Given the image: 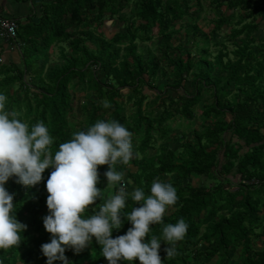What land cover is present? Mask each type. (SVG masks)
Instances as JSON below:
<instances>
[{"label": "trees", "instance_id": "trees-1", "mask_svg": "<svg viewBox=\"0 0 264 264\" xmlns=\"http://www.w3.org/2000/svg\"><path fill=\"white\" fill-rule=\"evenodd\" d=\"M15 3H30L39 7V17L32 21L27 17L19 23L14 17L0 13V21L15 22V38L0 40L2 46H15L18 51L19 68L16 63L0 65V73H9L0 80V92L7 94L8 87L19 83L22 97L14 95L7 101L9 111H15L29 126L43 121L54 138L52 153L59 144L72 138V134L84 130L98 119H115L133 133V156L127 163L117 162L115 170L125 173V178L135 187H143L146 193L154 179L171 176L179 199L177 206L166 212L163 223L151 226L148 237H161L165 224L175 223L183 217L189 227L183 240L176 242V253L167 257L164 250L160 256L164 264H189L190 258L218 256V264H264V247L253 248L254 238H264L261 217L264 215V55L258 58L249 49V42L256 38L251 33L258 28L257 19L264 21V0H211L216 8L223 4L229 10H237V21L242 24L234 28L230 39L244 33L241 45L235 44L234 59L219 52L215 60H208L207 42L204 41L195 54L185 51L178 37L173 35L175 23L183 21L191 12L188 0H10ZM132 3L125 22L124 32L115 33L110 40L99 39L97 50H89L82 36H90L89 29L103 24L105 17H120V13ZM200 9L201 1L196 0ZM235 14L220 15L214 30L233 21ZM250 20L245 23L246 20ZM157 29L163 44L162 54L173 69L174 87L178 88L191 76V93L166 96L168 104L161 103L155 113L156 100L165 94L149 86L152 103L141 92L142 85L154 80L160 69V59L137 52L136 41L151 40L152 31ZM82 29V30H81ZM193 39L200 36L197 27L192 28ZM68 41L69 54L65 63L54 66L46 73L47 83L28 92L24 82L29 75L40 79L43 66L38 64L39 55L47 52L54 43ZM125 43L121 49L120 44ZM176 45L174 46V44ZM146 77V81L145 78ZM76 80V83H70ZM84 84L94 94L90 106L84 105L83 118L71 121L74 110L70 89ZM203 95L209 96L198 116L201 124L192 131L191 138L184 139L176 151L159 147L156 154L149 156L148 149L155 148L157 140H165L171 133L169 122L176 117L193 119L195 105ZM126 101L133 100L135 111L126 117L123 113ZM232 96V97H231ZM230 97L232 99H230ZM107 101L109 107H104ZM157 108V107H156ZM147 109V110H146ZM141 154V158H138ZM128 166L135 170L131 172ZM108 165H99L98 187L108 183L104 176ZM51 168L45 169L44 179L35 186H24L21 194L12 177L6 188L15 193L16 215L27 225L21 233V244L0 249L3 264H45L41 245L49 242L51 234L43 225L48 214L46 200L49 193L46 180ZM193 177L207 180V184L189 185L182 183ZM114 186V194L120 184ZM101 203L97 200L96 203ZM128 198L124 212H130L137 203ZM136 204V205H135ZM172 206V205H171ZM86 212L85 215H90ZM123 219V217H122ZM131 223L124 221L113 237L126 233ZM206 244L203 250L196 249ZM65 255L71 264H104L100 245L95 238L79 253L71 249ZM236 257L233 259V257ZM167 257V258H166ZM61 264L60 261H56Z\"/></svg>", "mask_w": 264, "mask_h": 264}, {"label": "clouds", "instance_id": "clouds-1", "mask_svg": "<svg viewBox=\"0 0 264 264\" xmlns=\"http://www.w3.org/2000/svg\"><path fill=\"white\" fill-rule=\"evenodd\" d=\"M6 104L7 96L0 92V249L18 247L21 233L27 228L17 218L15 193L6 188V183L15 177L16 183L35 186L44 179L45 169L51 168L46 180L49 212L43 217L51 239L41 245L46 264H71L66 250L79 253L93 238L108 264H133L136 259L140 264H164L160 256L162 241L168 245L164 249L167 257L175 255V243L183 240L189 227L183 217L165 224L161 237H148L151 226L163 223L166 210L179 199L171 181L154 179L147 193L139 186L129 192L121 183L104 203H96L102 197V189L97 186L98 166H109L104 173L107 186L115 185L122 182L123 173L114 165L127 163L133 156V133L124 124L115 119H98L60 143L53 155L54 138L48 126L38 121L30 127ZM109 106L105 101L104 107ZM129 197L140 206L124 212ZM89 211L91 214L85 215ZM125 220L131 227L113 237V231L119 230Z\"/></svg>", "mask_w": 264, "mask_h": 264}, {"label": "rangeland", "instance_id": "rangeland-1", "mask_svg": "<svg viewBox=\"0 0 264 264\" xmlns=\"http://www.w3.org/2000/svg\"><path fill=\"white\" fill-rule=\"evenodd\" d=\"M201 7L196 5V0H188L189 5L191 6V12L196 9V12L190 14L188 17H185L183 21L177 22L173 26V35L178 37L182 46L185 51L190 52L191 54H195L197 49L201 46V44L206 41L207 42V54L205 57L212 61L215 60L216 55L222 51V53H227L228 58L234 59L233 51L235 50V44L241 45L242 40H245L244 33L240 36L230 39L231 31L236 28L239 29L242 24H239L237 21V10H229L227 9L226 5L223 4L221 8H216L211 0H200ZM132 9V3H130L129 7L123 10L120 13V17H105L103 24L98 26L97 28L89 29L90 36H82L84 45L91 51L97 50V41L99 39L110 40L112 36L117 32H124L125 30V22L121 21V18H125L129 15L130 10ZM33 12H31V5L30 3H15L14 1L10 0H0V13L8 14L14 17L19 23H23L24 19L29 17L32 21H36L40 15L39 7L34 6ZM234 13L235 17L232 22L223 26L219 30H214L215 21L220 15L227 16L228 14ZM250 20H246L245 23L249 22ZM255 23H258V28L251 33V36L256 38L255 42H249V49L253 52L255 57L262 59L264 55V21L257 19ZM197 27L200 30L201 35L197 36V39H193L192 28ZM82 30V29H81ZM2 40V39H0ZM68 41L66 42H59L54 43L50 46L49 50L43 54L39 55V66H43V73L40 79L33 78L29 75L24 77V82L30 87L28 92L36 91L37 87L44 86L47 81L45 78L46 73L54 66H61L65 63V56H68L69 49H68ZM176 43L174 44V46ZM125 46V43L119 45L122 49ZM137 52L143 55L146 58L148 55L154 56L160 59V69L157 71L154 80L148 81L149 85L145 86L142 85L141 92L145 94L147 99L143 103L142 110L144 109L145 104L149 102L152 103L154 101V97L151 95V90H149V86L154 88L156 91L164 93L166 95H162L161 98L156 100V103L152 107L155 110V113L160 111L161 103L165 102L168 104V99L166 96L175 97L178 93H191L192 87L190 86L191 76L188 77L187 80H184L178 88H175L174 85V76H173V69L170 67L169 63L167 62V58L165 55L162 54L163 51V44L161 42V37L158 35V31L155 28L152 31L151 40L146 43H140L136 41ZM262 56V57H261ZM16 63L17 66L20 68L21 65L19 64V57L18 51L15 46L10 45H3L0 49V65H9L11 63ZM264 67V65H263ZM5 74L9 73H0V80L5 76ZM264 75V73H263ZM145 81H146V77ZM76 83V80H73L70 83V87L72 84ZM8 92L6 94L7 101L10 97L16 95L19 98L22 97L23 93L22 90L19 89V83H15L8 87ZM70 93L73 95L72 105L73 111L70 114L71 121L78 122L82 120V107L86 105L87 107L90 106V102L94 100V94L89 92L86 88V85L80 84L76 86L74 89H70ZM232 97V96H231ZM230 97V99H232ZM118 102L120 100L124 101L125 107L123 108V113L126 117H129L134 111L135 107L133 106V100L127 102L126 97L123 96L117 99ZM209 103V96L203 95L202 99L195 105L194 110V117L191 119H182L180 117H176L174 121H170V127L172 128L171 133L165 140H157L155 144V148L148 149L147 154L149 156L156 154L159 147H167L172 151H176L181 142L184 139L191 138L192 131L197 130L201 124L199 119L200 111L205 104ZM157 107V108H156ZM147 110V109H146ZM107 120V119H105ZM141 154H138V158H141ZM129 170L133 172L135 168L133 166H128ZM125 173L123 174V179L125 187L129 192H131L135 188V184L132 181L126 179ZM162 180H169L174 181V178L171 176H166L160 178ZM187 182V183H186ZM182 183L193 185L199 184H207V180L203 178L193 177L189 180H183ZM108 183L103 184L102 186V197H101V204L105 202V200L114 194V186L117 185H108ZM24 189L23 185H20L18 189V194L22 193ZM178 204L169 206L166 212H171ZM261 225L264 230V215L261 217ZM253 248L259 249L264 247V238H254L253 239ZM176 245V244H175ZM168 245L166 242H161V250H164ZM206 247V244L200 243L196 249L203 250ZM236 257L234 256L233 259ZM189 264H218L219 258L218 256L213 257L212 259H206L205 256L197 257V258H190L188 260ZM16 264H25L23 262H17ZM46 264V263H45ZM54 264H57L55 261ZM104 264H108L104 262ZM120 264H128L127 261H121ZM133 264H140V261L136 259L133 261ZM230 264H234V261L230 262Z\"/></svg>", "mask_w": 264, "mask_h": 264}, {"label": "built area", "instance_id": "built-area-1", "mask_svg": "<svg viewBox=\"0 0 264 264\" xmlns=\"http://www.w3.org/2000/svg\"><path fill=\"white\" fill-rule=\"evenodd\" d=\"M15 30V22L12 19H3L0 21V39H14Z\"/></svg>", "mask_w": 264, "mask_h": 264}]
</instances>
